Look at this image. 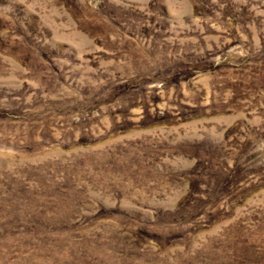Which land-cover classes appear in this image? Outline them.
I'll list each match as a JSON object with an SVG mask.
<instances>
[{"label":"rangeland","instance_id":"1","mask_svg":"<svg viewBox=\"0 0 264 264\" xmlns=\"http://www.w3.org/2000/svg\"><path fill=\"white\" fill-rule=\"evenodd\" d=\"M0 264H264V0H0Z\"/></svg>","mask_w":264,"mask_h":264}]
</instances>
